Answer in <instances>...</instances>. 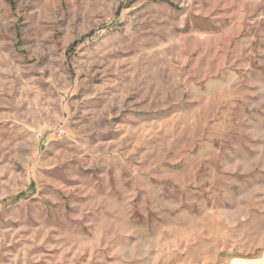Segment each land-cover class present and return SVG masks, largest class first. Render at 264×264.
<instances>
[{
    "label": "rangeland",
    "instance_id": "obj_1",
    "mask_svg": "<svg viewBox=\"0 0 264 264\" xmlns=\"http://www.w3.org/2000/svg\"><path fill=\"white\" fill-rule=\"evenodd\" d=\"M263 251L264 0H0V264Z\"/></svg>",
    "mask_w": 264,
    "mask_h": 264
},
{
    "label": "crops",
    "instance_id": "obj_2",
    "mask_svg": "<svg viewBox=\"0 0 264 264\" xmlns=\"http://www.w3.org/2000/svg\"><path fill=\"white\" fill-rule=\"evenodd\" d=\"M234 264H264V251L257 259L235 262Z\"/></svg>",
    "mask_w": 264,
    "mask_h": 264
}]
</instances>
